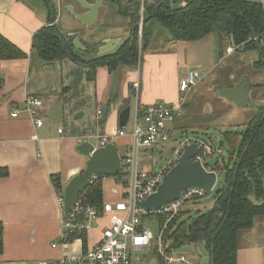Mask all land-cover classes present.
<instances>
[{
	"label": "crops",
	"instance_id": "obj_1",
	"mask_svg": "<svg viewBox=\"0 0 264 264\" xmlns=\"http://www.w3.org/2000/svg\"><path fill=\"white\" fill-rule=\"evenodd\" d=\"M248 1L260 3L264 15V0ZM83 2L88 5L95 0ZM129 2L103 0L98 16H88L82 22L76 14H88L89 10L76 0H0V34L27 54L26 58L0 61V170L6 171L0 175V222L4 226L0 264H40L64 255L78 256L100 240L104 227L109 225V216L99 218L84 235L69 238L66 243L62 239L63 220L69 213H65V203L63 206L59 203L52 176H60L64 189L74 176L86 169L88 156L77 150L79 137L91 131L93 136L88 141L96 140L100 144L97 135L115 136L114 143L125 149L124 154H120L124 157L132 143L130 133L139 105L160 101L176 106L194 89L186 93L180 89L181 80L191 70L200 71L206 65L211 75L214 70L223 69L224 62L233 55H239L243 63L248 51L257 53L246 63L250 73L239 71V65L235 67L234 63L231 66L236 71L233 80L225 81L220 73L210 80L207 92L210 96L214 91L215 96L236 105L220 95V90L247 79L250 100L264 106V80L260 77L254 80L255 72L264 69V61L258 67L263 60L264 40L256 49H240L234 43L233 34L223 26L199 39L179 38L159 18L146 15V0H139L142 6L139 26L140 29L146 26L151 37L145 46L144 35L139 38L141 62L138 69L134 64L120 65L114 70L104 65L97 68L95 79L90 80L86 63L69 57L49 60L34 48L35 34L45 26L56 25L72 52L84 62L115 52L131 35L133 13L128 9ZM186 3V0H164V5L173 9L184 7ZM237 74L240 77L237 78ZM138 76L141 93L137 100L132 84ZM31 96H39L44 102L39 112L44 120L41 127H36L25 109L26 100ZM102 106H106L105 116ZM126 106H131L130 120L125 126L128 134L118 136L122 128L119 115ZM186 106L187 103L184 108ZM16 109L19 114L14 117L12 113ZM130 122L133 123L128 127ZM153 150L149 158L141 159V167L148 175L161 167L154 168ZM102 187L103 203L123 198L124 187L115 177L105 176ZM191 200L181 209L189 222L198 216L192 217L187 210ZM214 204L215 201L212 207ZM167 244L174 246V240L169 238ZM183 246L172 250L176 252ZM148 249L139 252L147 256ZM139 252H134V264H150L155 260L142 261ZM237 260L238 264H264V215L255 216L252 227L238 231Z\"/></svg>",
	"mask_w": 264,
	"mask_h": 264
},
{
	"label": "trees",
	"instance_id": "obj_2",
	"mask_svg": "<svg viewBox=\"0 0 264 264\" xmlns=\"http://www.w3.org/2000/svg\"><path fill=\"white\" fill-rule=\"evenodd\" d=\"M186 2L184 7L173 9L170 5H164V0H146V15L159 18L177 37L183 39H199L223 26L233 34L234 43L240 49H256L264 40V15L260 3L248 0ZM140 5L139 0H130L128 9L133 13L131 35L115 52L84 62L72 52L56 25L45 26L35 34L34 48L49 60L69 57L75 62L86 63L90 69V80L95 79L100 66L107 65L114 70L124 64L138 65L141 62ZM144 29L145 46L151 34L146 26ZM26 57L23 50L0 34V61ZM262 59L258 67L264 61L263 54ZM225 137L227 143L221 142L220 147H228L227 153L233 163L227 166L225 182L217 191L214 206L209 211L198 213L192 222L185 220L183 212H180L177 218L169 222L164 236L166 240H174V246L168 245L169 250L187 242H201L209 252L211 264H238V231L252 227L255 216L264 215V106L260 107L259 113L251 118L240 135L225 132ZM212 169L216 170V167ZM5 173V169L0 170V175ZM124 174L125 170H122L115 176L106 177H115L119 181ZM104 177L100 175L89 183L83 193L86 201L97 207L103 204ZM52 181L58 191L64 190L59 175L54 174ZM3 232L4 226L0 222V253L4 247Z\"/></svg>",
	"mask_w": 264,
	"mask_h": 264
},
{
	"label": "built area",
	"instance_id": "obj_3",
	"mask_svg": "<svg viewBox=\"0 0 264 264\" xmlns=\"http://www.w3.org/2000/svg\"><path fill=\"white\" fill-rule=\"evenodd\" d=\"M204 81L203 76L198 70H191L189 76L181 80L180 89L186 93ZM141 85L139 79L133 82V93L136 99L139 98ZM186 101L184 95L179 103L171 106L166 103L157 102L145 108L136 109V122L131 134L132 145L129 146L125 156L124 164L128 172V181L124 187L123 198L116 202H104L100 207L88 203L85 199L84 191L80 192L74 201V204L67 216L63 220V243L69 238L78 237L84 231L92 228L95 222L104 216H109V225L104 227L102 236L91 248L84 254L78 256L64 255L58 259L43 260L40 264H134V252L144 251L151 247L155 238V233L151 227L143 223L144 214L157 215L164 219L161 222V229L157 237V251L159 255L168 263L193 264L183 253H177L168 249V244L164 236L171 220L177 218L181 209L188 200L196 195L202 196L204 191L198 188H191L183 192L180 197L161 209L145 212L144 208L137 204L138 200H144L149 195L156 192L163 182L165 175L180 162V158L187 146L197 143L200 147V153L196 159L203 164L212 157L215 151L213 147L198 137H188L179 140L173 150L171 159L162 166L158 172L148 175L141 167V159L149 155V150L161 141L169 139L170 134L166 123L172 120L174 114L181 113V107ZM42 105L40 98L34 97L27 101V112L36 122L37 126L43 124V120L37 118L38 108ZM143 112L144 124L138 120L139 112ZM18 111L12 113L17 116ZM61 131V130H60ZM124 135V131L119 132ZM93 136L92 132L78 138L80 144ZM100 138V144L106 145L111 141L108 135H97ZM60 205H64V191H58ZM84 212V221H77L78 215ZM57 243L54 244L56 246Z\"/></svg>",
	"mask_w": 264,
	"mask_h": 264
},
{
	"label": "rangeland",
	"instance_id": "obj_4",
	"mask_svg": "<svg viewBox=\"0 0 264 264\" xmlns=\"http://www.w3.org/2000/svg\"><path fill=\"white\" fill-rule=\"evenodd\" d=\"M142 35L143 32L141 36ZM233 50V48H230V51ZM256 54L257 53L248 51V53L243 58V63L241 62L239 55H233L224 62L223 65H225V67H223V69H216L211 73V75H208L210 67L204 65L200 69L202 74L205 76L204 81L194 87L193 91L188 93V96L186 97L187 106L184 108L183 115L176 117V120L168 123V128L171 134L169 140L161 141L153 150L152 161L155 169H158L171 158L177 142L186 136L190 135L203 138L208 144L212 145L213 148H218L221 146V142L227 143L225 132H236L238 135H240V133L246 130L247 123L254 115L259 113L260 106L258 105V102H254L253 99H251L252 104L249 105H232L227 101L220 99L219 96H215L214 91H212L213 95L209 96L210 92H207L206 87L210 85V80L214 79L220 73L225 76V81L233 80L232 78L235 77L234 73H236V71L233 69L234 67L231 68V66H234V63L235 67L239 65V71L246 74L250 73V68L246 65V63L250 62L251 58L256 56ZM239 59L240 63L238 62ZM134 66H136L137 69L139 68L138 65ZM255 74H257L254 76L255 81L259 77L260 79L264 80V69L257 70ZM186 75L188 76V74ZM238 77H240L239 74H237V78ZM260 90L261 89L259 88L258 91ZM133 107L134 104H132V108ZM132 123L133 122H130L128 127H130ZM92 130L96 132V129L92 128ZM239 137L240 136H238V139ZM93 141L94 143H97L96 140ZM117 147L119 153L123 155L125 152L124 147L120 144H118ZM222 148L224 149V147ZM232 163L233 162H231L229 158L226 160H221L216 167L218 181L214 189L210 193H206L203 196L196 195L194 198H192L194 202L191 200V203H188L187 210L191 213L192 217L197 216L198 213L211 209L215 201L217 191L223 186L225 182L227 166H230ZM143 223L147 227H151L155 233V238L152 241L151 247L147 250L149 255L146 256L144 253L139 252L138 256L142 258V261L148 260L149 262L155 259L150 264H157L158 261L159 264H168L163 258L160 257L157 251V237L161 229L159 217L157 215L144 214ZM179 252L183 253L193 264H209V252L201 242H187L183 247L176 249V254Z\"/></svg>",
	"mask_w": 264,
	"mask_h": 264
},
{
	"label": "water",
	"instance_id": "obj_5",
	"mask_svg": "<svg viewBox=\"0 0 264 264\" xmlns=\"http://www.w3.org/2000/svg\"><path fill=\"white\" fill-rule=\"evenodd\" d=\"M84 8H88V14H76V18L83 22L86 17H97L103 0H95L94 4H83L82 0H76ZM107 52V51H106ZM102 54V53H101ZM250 84L247 79L235 84L232 88L220 90V95L234 102L238 106L252 104L249 98ZM102 114L106 115V106H102ZM131 107L126 106L119 115V125L125 126L129 120ZM77 150L88 156L86 169L74 176L64 188L65 213L68 214L79 193L87 186L94 174L113 176L121 170V157L115 144L95 146L94 142L85 141L77 145ZM199 148L196 143L186 147L184 154L164 177L156 192L144 200H138L137 204L144 208L145 212L161 209L167 204L176 201L183 191L198 188L210 193L216 186L218 175L214 170H208L201 161L193 160ZM228 147L206 162V166L215 168L221 160L229 158ZM77 221L83 223L84 212L78 215Z\"/></svg>",
	"mask_w": 264,
	"mask_h": 264
},
{
	"label": "bare ground",
	"instance_id": "obj_6",
	"mask_svg": "<svg viewBox=\"0 0 264 264\" xmlns=\"http://www.w3.org/2000/svg\"><path fill=\"white\" fill-rule=\"evenodd\" d=\"M82 2H83V0H82ZM84 4V3H83ZM143 21H144V19H143ZM142 21V22H143ZM143 28V27H142ZM255 39H258V37H255ZM189 76V75H188ZM187 76V77H188ZM186 77V78H187ZM137 79H139V76H138V78ZM136 79V80H137ZM139 81H140V79H139ZM140 85H141V82H140ZM132 90H133V84H132ZM140 93H141V91H140ZM133 95H134V93H133ZM34 97H37V98H40L41 100H42V98L41 97H39V96H31V97H28L27 98V100H26V108H27V101H28V99H30V98H34ZM135 97V96H134ZM136 98V97H135ZM139 98H140V96H139ZM138 98V99H139ZM137 99V100H138ZM158 102H160V101H158ZM157 103V102H156ZM162 103H165V102H162ZM185 103H186V101L184 102V104L182 105V107H181V113L180 114H174V116H173V119L172 120H168L167 121V123H166V127H167V130H168V132H169V134H170V131H169V129H168V123L169 122H171V121H174L175 119H176V117H178V116H181L183 113H184V107H185ZM43 104H44V102H43V100H42V105L38 108V114H37V118H40V119H42L43 120V118L42 117H40L39 116V112H40V108L43 106ZM166 104H168V103H166ZM152 105V104H151ZM169 105H171V104H169ZM147 106H150V105H146V106H140L139 105V108H145V107H147ZM171 106H173V105H171ZM131 107V106H130ZM25 108V109H26ZM15 111H18V114H19V110L18 109H16ZM14 111V112H15ZM143 112H139V115H138V120L142 123V124H144V120H143ZM103 115V114H102ZM130 115H131V111H130ZM18 116V115H17ZM14 117H16V116H14ZM129 120H130V116H129ZM129 120H128V122H129ZM35 122V121H34ZM128 122H127V124H128ZM135 122H136V120H135ZM35 124H36V122H35ZM43 124H44V120H43ZM42 124V125H43ZM126 124V125H127ZM41 125V126H42ZM125 125V126H126ZM41 126H37L36 125V127H41ZM125 126H121L122 128L120 129V131H124L125 132V134L124 135H120L119 134V132H118V136H126L127 134H128V131H127V128L125 127ZM134 126H135V124H134ZM134 126H133V128H132V131H131V133H130V135L132 134V132H133V129H134ZM62 131V130H61ZM91 132V131H90ZM93 134V133H92ZM170 136H171V134H170ZM132 137V136H131ZM188 137H195V138H198V137H196V136H186V137H184L183 139H185V138H188ZM170 138V137H169ZM111 139V141L110 142H108L107 144H109V143H113V144H115L114 143V141H115V136L113 137V138H110ZM203 139V138H202ZM169 140V139H168ZM204 140V139H203ZM86 140H84L83 142H85ZM87 141H88V139H87ZM167 141V140H166ZM204 141H206V140H204ZM196 143V142H195ZM106 144V145H107ZM197 144V143H196ZM106 145H102V147H104V146H106ZM116 145V144H115ZM132 145V143L129 145V146H131ZM157 145V144H156ZM156 145L152 148V149H150L149 150V155L147 156V157H145V158H149V156L151 155V151L156 147ZM198 145V144H197ZM117 146V145H116ZM129 146H128V148H129ZM212 146V145H211ZM118 148V147H117ZM198 148H199V151H198V153L196 154V156L200 153V147H199V145H198ZM215 151H217V150H220V151H217V153H215L212 157H210L209 159H207L206 161H205V164H203L208 170H214V169H212L211 167H208V166H206V162L208 161V160H210L211 158H213L214 156H217L220 152H222V151H224V149L222 148V147H218V148H213ZM119 151V150H118ZM128 151V150H127ZM120 154V153H119ZM126 154H127V152H126ZM184 154V153H183ZM183 154H182V156H183ZM173 155V154H172ZM126 156V155H125ZM125 156L124 157H122L121 155H120V157H121V170L119 171V172H121L122 170H125V172H126V174H125V176L123 177V179L122 180H119L118 182L123 186V187H125V185L127 184V181H128V172H127V170H126V168H125V164H124V160H125ZM182 156H181V158H182ZM196 156L194 157V159L193 160H198V159H196ZM172 157V156H171ZM181 158H180V160H181ZM171 159V158H170ZM169 159V160H170ZM168 160V161H169ZM167 161V162H168ZM198 161H200V160H198ZM166 162V163H167ZM165 163V164H166ZM165 164H163L162 166H164ZM161 166V167H162ZM160 167V168H161ZM159 168V169H160ZM159 171V170H158ZM157 171V172H158ZM214 171H216V170H214ZM119 172H117V174L119 173ZM217 172V171H216ZM116 175V174H115ZM115 175H113V176H115ZM217 175H218V173H217ZM99 176H100V174H94L92 177H91V179H90V181H89V183H91V182H93V181H95L96 179H98L99 178ZM104 176H110V175H104ZM166 176V175H165ZM217 181H218V179H217ZM88 183V184H89ZM88 184H87V186H88ZM217 184V183H216ZM86 186V187H87ZM85 187V188H86ZM85 188H83V190L81 191V192H83L84 190H85ZM204 191V190H203ZM183 192H186V191H183ZM183 192H181L180 193V195L183 193ZM206 194V192L204 191V194L203 195H205ZM180 195H179V197H180ZM202 195V196H203Z\"/></svg>",
	"mask_w": 264,
	"mask_h": 264
},
{
	"label": "flooded vegetation",
	"instance_id": "obj_7",
	"mask_svg": "<svg viewBox=\"0 0 264 264\" xmlns=\"http://www.w3.org/2000/svg\"><path fill=\"white\" fill-rule=\"evenodd\" d=\"M140 30H141V32H140V36H141L142 32H143V35H144V33H145V29L143 28V29H140Z\"/></svg>",
	"mask_w": 264,
	"mask_h": 264
}]
</instances>
